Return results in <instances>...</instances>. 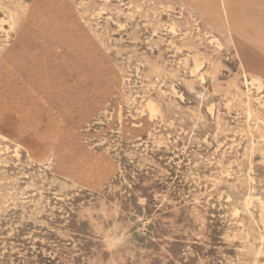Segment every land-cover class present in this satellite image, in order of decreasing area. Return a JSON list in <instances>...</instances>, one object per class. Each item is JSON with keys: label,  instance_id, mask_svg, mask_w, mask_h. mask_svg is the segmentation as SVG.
<instances>
[{"label": "rangeland", "instance_id": "374dc122", "mask_svg": "<svg viewBox=\"0 0 264 264\" xmlns=\"http://www.w3.org/2000/svg\"><path fill=\"white\" fill-rule=\"evenodd\" d=\"M263 95L264 0H0V264H264Z\"/></svg>", "mask_w": 264, "mask_h": 264}, {"label": "bare ground", "instance_id": "6f19581e", "mask_svg": "<svg viewBox=\"0 0 264 264\" xmlns=\"http://www.w3.org/2000/svg\"><path fill=\"white\" fill-rule=\"evenodd\" d=\"M19 3H20V2H19ZM221 4H222V3H221ZM7 8H8V7H7ZM225 14H226V13H225ZM220 49H221V48H220ZM196 58H197V57H196ZM192 59H193V58H192ZM197 59H198V58H197ZM197 59H195V60H197ZM194 63H195V62H194ZM197 64H198V63H197ZM196 67L199 68V66H196ZM257 82H258V81H257ZM259 84H260V82H259ZM227 85H228V84H227ZM251 85H252V84H250V86H251ZM252 88H253V87H252ZM261 89H262V88H261ZM261 89H260V91H262ZM257 90H259V89H257ZM246 92H247V91H246ZM263 96H264V95H263ZM261 97H262V96H261ZM258 102H259V101H258ZM258 102H257V103H258ZM228 104H229V103H227V105H228ZM225 105H226V104H225ZM225 105H224V107H225ZM230 105H231V104H230ZM230 105H229V106H230ZM245 105H246V104H245ZM229 106H227V107H229ZM152 108H153V107H152ZM229 110H230V108H229ZM253 113H254V112H253ZM249 117H251V116H249ZM247 120H248V119H247ZM246 123H247V122H246ZM251 123H252V122H251ZM259 123H260V122H259ZM247 124H248V123H247ZM260 124H262V123H260ZM263 124H264V123H263ZM262 126H263V125H262ZM255 128H256V127H255ZM255 128H254V129H255ZM234 129H235V128H234ZM257 129H258V128H257ZM248 130H249V129H248ZM250 130H252V129H250ZM255 130H256V129H255ZM255 130H254V131H255ZM236 132H237V131H236ZM236 132H235V133H236ZM243 133H244V132H243ZM235 135H236V134H235ZM235 135H234V136H235ZM246 135H247V134H246ZM253 136H254V135H253ZM245 138H246V137H245ZM245 138H244V139H245ZM251 138H252V136H251ZM244 139H242V140H244ZM252 139H253V138H252ZM252 139H251V140H252ZM260 141H262V138H260ZM223 142H224V141H223ZM252 146H253V145H252ZM255 146H256V145H255ZM252 148H254V147H252ZM245 150H246V149L244 148V151H245ZM258 151H259V150H258ZM259 153H260V152H259ZM252 154H253V153H252ZM261 154H262V153H261ZM263 163H264V162H263ZM258 164H259V163H258ZM261 164H262V163H261ZM238 175H239V174H238ZM236 182H237V181H236ZM252 183H253V182H252ZM255 199H256V198H255ZM248 200H249V198H248ZM257 200H258V198H257ZM247 202H248V201H247ZM250 203H251V200H250ZM258 203H260V202H258ZM246 204H247V203L245 202V205H246ZM251 204H252V203H251ZM251 204H250V205H251ZM251 206H252V205H251ZM261 210H263V209H261ZM247 211H248V210H247ZM261 212H262V211H261ZM263 213H264V212H263ZM249 215H250V213H249ZM261 216H262V215H261ZM262 217H263V216H262ZM259 218H260V216H259ZM261 220H262V219H261ZM261 220H260V221H261ZM262 222H263V221H262ZM262 222H261V223H262ZM261 226H262V225H261ZM262 227H263V226H262ZM263 229H264V228H263ZM262 232H263V231H262ZM259 236H260V235H259ZM247 239H248V238H247ZM260 241H262V240H260ZM238 250H239V249H238ZM259 251H260V250H259Z\"/></svg>", "mask_w": 264, "mask_h": 264}]
</instances>
